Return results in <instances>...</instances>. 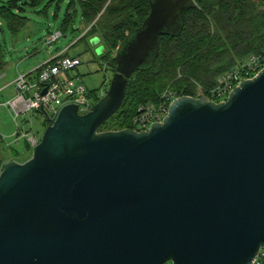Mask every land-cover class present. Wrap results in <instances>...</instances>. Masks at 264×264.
<instances>
[{"label":"water","instance_id":"water-1","mask_svg":"<svg viewBox=\"0 0 264 264\" xmlns=\"http://www.w3.org/2000/svg\"><path fill=\"white\" fill-rule=\"evenodd\" d=\"M149 2L105 94L62 106L32 157L3 165L0 264H252L264 248V67L223 101L181 96L146 131H100L196 7Z\"/></svg>","mask_w":264,"mask_h":264},{"label":"trees","instance_id":"trees-1","mask_svg":"<svg viewBox=\"0 0 264 264\" xmlns=\"http://www.w3.org/2000/svg\"><path fill=\"white\" fill-rule=\"evenodd\" d=\"M53 1L59 8L64 0H0L1 33L5 26L11 36H18L30 22L29 13L45 15ZM194 2L196 7L185 12L181 33L160 37L154 64L133 74L122 107L100 131L131 129L139 107L159 101L167 89L179 96H198L197 85L207 91L220 75L240 68L250 56L264 53V0ZM67 6L59 31L65 34L79 9L85 31L75 44L100 38L106 49L101 58L108 61L113 73L118 48L150 13L149 0H69ZM4 44L0 39V75L7 65ZM100 89L88 90L92 104L99 100ZM3 165L0 160L1 169Z\"/></svg>","mask_w":264,"mask_h":264},{"label":"rangeland","instance_id":"rangeland-1","mask_svg":"<svg viewBox=\"0 0 264 264\" xmlns=\"http://www.w3.org/2000/svg\"><path fill=\"white\" fill-rule=\"evenodd\" d=\"M260 1V0H255ZM69 0L60 3L53 1L45 15L34 12L29 13L30 22L26 29L18 36L13 37L3 26L0 31V39L6 46V70L5 73L13 75L18 73H29L33 69L48 61L53 55L66 51L70 56H77L82 64L71 72L74 77H79L86 88L90 91L104 88L108 89L113 72L104 63L108 61L101 58L99 51L104 48L100 41L97 45L78 43L77 40L84 34L85 26L82 24V14L78 9L74 22L57 42L46 43V37L50 33L59 31L65 18ZM39 9H36L38 12ZM73 44H75L73 46ZM115 55V52H114ZM14 88L11 87L6 95H13ZM225 97L224 99H226ZM3 102V101H1ZM47 128L46 117L43 114L28 113L21 115L15 120L11 110L7 107L0 109V160L3 164L14 160L24 163L32 157L33 148L23 134L37 135L41 140ZM20 136H16L20 133ZM0 168V172H1Z\"/></svg>","mask_w":264,"mask_h":264},{"label":"built area","instance_id":"built-area-1","mask_svg":"<svg viewBox=\"0 0 264 264\" xmlns=\"http://www.w3.org/2000/svg\"><path fill=\"white\" fill-rule=\"evenodd\" d=\"M61 37H63L61 31L49 33L46 37V43L50 45L57 42ZM81 64L79 57L67 55L64 51L53 55L48 61L29 73H18L13 82L15 94L13 97L0 102V109L2 107L9 108L15 120L28 113L43 114L47 122L48 119H55L62 106L68 103L78 105L81 114L88 112L93 105L88 96V89L79 81V77L71 75V72ZM104 64L108 66L107 63ZM263 67L264 53L252 55L240 68L228 70L220 75L215 85L207 91L201 85H197L198 96L195 97L207 96L215 102L223 101L242 81L252 78ZM45 88H47V92L42 95ZM105 92L106 89L101 88L98 92L99 98ZM178 97L181 96L177 92L167 89L162 93L159 101L141 105L133 119L131 129L146 131L152 124L162 122L168 113L170 104ZM20 135L21 132L17 133L16 136ZM23 136L27 137L32 148L40 141L37 135L31 133L23 134ZM252 264H264V248L259 251Z\"/></svg>","mask_w":264,"mask_h":264},{"label":"crops","instance_id":"crops-1","mask_svg":"<svg viewBox=\"0 0 264 264\" xmlns=\"http://www.w3.org/2000/svg\"><path fill=\"white\" fill-rule=\"evenodd\" d=\"M37 68H35V69H37ZM35 69H33V70H35ZM8 72H6V73L4 72L2 74V77L0 78V102L5 101V100L13 97L15 94V92L13 95H11V94L6 95L5 93L7 92V90H9V88H11V87L14 88L13 82H14L17 74H18V71L16 70L13 75L8 74ZM14 91H15V89H14Z\"/></svg>","mask_w":264,"mask_h":264}]
</instances>
